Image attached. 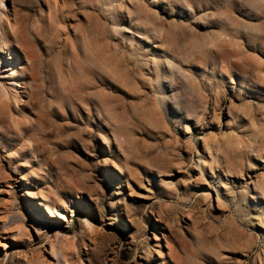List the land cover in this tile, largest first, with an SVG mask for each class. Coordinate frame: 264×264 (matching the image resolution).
<instances>
[{"label":"rangeland","instance_id":"obj_1","mask_svg":"<svg viewBox=\"0 0 264 264\" xmlns=\"http://www.w3.org/2000/svg\"><path fill=\"white\" fill-rule=\"evenodd\" d=\"M0 86V264H264V0H0Z\"/></svg>","mask_w":264,"mask_h":264},{"label":"bare ground","instance_id":"obj_2","mask_svg":"<svg viewBox=\"0 0 264 264\" xmlns=\"http://www.w3.org/2000/svg\"><path fill=\"white\" fill-rule=\"evenodd\" d=\"M13 36L15 37V39L17 40V41H20V39H19V35L13 30ZM33 75V74H32ZM27 76H29V78L30 79H33V76H31V74H28ZM35 79V78H34ZM32 86H33V84H31L30 85V88H29V94H28V103H30L31 104V102H32ZM80 88V87H79ZM12 89V88H11ZM0 92L2 93V95L4 96V97H6V99H7V95L9 94V90L6 88V87H3V86H0ZM5 100V99H4ZM33 103V102H32ZM62 104V103H61ZM6 105V104H5ZM4 105V106H5ZM87 105V104H86ZM7 107V106H6ZM61 107V106H60Z\"/></svg>","mask_w":264,"mask_h":264}]
</instances>
